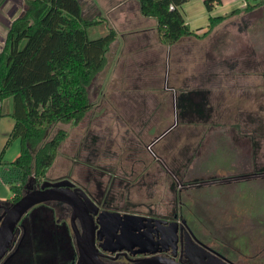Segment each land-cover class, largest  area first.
Segmentation results:
<instances>
[{
    "label": "rangeland",
    "instance_id": "374dc122",
    "mask_svg": "<svg viewBox=\"0 0 264 264\" xmlns=\"http://www.w3.org/2000/svg\"><path fill=\"white\" fill-rule=\"evenodd\" d=\"M80 1H83V12L86 17H96L101 20L87 29L89 38L107 33L110 27L120 32L125 27H133L141 21L137 16H143L142 20L145 23L152 22V17H145L140 13L137 0H130L132 4L129 7L134 8L135 5L136 12L132 11L133 16L124 21L116 19L117 13L122 10L123 6L117 5L112 0ZM225 1L233 6L239 0ZM254 1L250 2L254 3ZM4 3L3 12L0 13L2 23L8 22V18L11 20L12 16L19 15L25 8L24 0H5ZM262 14L259 7L250 9L246 13H237L232 19L235 21L230 20L229 23L227 20L222 21L212 33L204 38L182 39L178 51L175 46L171 50L164 48L161 51L163 62L161 68L157 66L156 53L153 56H147L145 51L140 52L138 58L132 57L131 60L137 61L138 65L130 63L128 56L127 60L118 66L122 67V70L116 69L118 76L111 75L108 63L90 87V96L94 104L83 119L75 125L56 123L51 127L49 134L57 128H63L68 135L59 145L57 155L42 180L56 182L65 177L69 178L108 207L112 205L124 210L149 208L150 205H157L159 208L162 205L164 210L176 204L177 199H183L182 204L177 203L182 206L178 208L184 210L183 214L187 217L192 229L198 234L207 233L206 236H218V233L222 232L221 229H228L223 225L227 219L234 223V234L237 232L239 221L244 228V221H247L246 217H249V212L251 210L254 212L259 207L254 188L247 189L244 184L236 183L233 178L231 185L235 189L232 191H235V194L233 193L232 196L238 199V203L233 201V197L223 193L225 186H229L227 184L218 185V182H215L211 186L204 184L191 188L189 185L182 184L184 180L189 181L201 177V172L208 174L209 177L221 178L226 171H233L237 163L234 152L219 151V141L220 138H224V131H204L199 127L189 128L187 121L180 116L181 111L179 110L176 114L175 93L169 85L172 79V62L176 61L177 56L180 63L179 74L181 78L187 76L185 73L187 64L184 61L187 56V44L191 47L189 58L193 61L192 66L189 64L190 85L195 87L199 83L206 82L204 77H208L211 72L217 74L216 76L221 75V83L224 84L222 77L228 69L224 63L225 59L233 60L232 65H234L238 56L248 53L250 56L254 50L253 47L256 48L252 33L247 42V37L238 33L240 16L245 19V23L254 27L261 22ZM222 27L227 28L229 33H224ZM5 32L6 27L0 23L1 35ZM142 33L145 32L137 31L136 34ZM149 37L152 38L148 40V43L156 42L154 33ZM138 39H145V36L139 35L135 41ZM216 39H220L221 42L214 44ZM108 56L110 60V51ZM207 58L210 59L207 63L214 65V68L204 66ZM158 60L160 61L161 58L159 57ZM234 69L232 67L230 72L237 73ZM212 79L214 78L207 83H211ZM214 82L217 83L218 79L213 80L212 84ZM214 94L212 98L220 109L223 107L220 105H223L224 97L218 96H221L222 92L218 95L217 91H214ZM8 101H11L10 97L6 98L4 105ZM243 102V99H239L238 103L236 100H231V106L235 107ZM219 112L221 113L217 110V114ZM1 117L0 151L8 135V133L4 135L7 119L13 121L6 114ZM19 146L18 139L9 143L4 151L6 153L4 159L13 160L19 153ZM187 150L188 152L185 153ZM214 150L218 152L211 153L207 158L208 154ZM188 154H193V158L191 156L189 161ZM177 165L179 176L176 170ZM236 192H242V194L237 196ZM12 195L13 192L9 185L0 183V199H9ZM229 202V206L225 208ZM183 204H187V207ZM203 208H208L205 215ZM246 211L247 214H244ZM196 214L203 219V224L207 229L194 220ZM218 224L222 228H217ZM244 233H250V230ZM256 238L255 235L236 234L234 240L238 241L236 245L240 248V246L246 247L254 243ZM242 252L244 260L252 256V254H246L244 250ZM253 259H247L245 263H253Z\"/></svg>",
    "mask_w": 264,
    "mask_h": 264
},
{
    "label": "trees",
    "instance_id": "16d2710c",
    "mask_svg": "<svg viewBox=\"0 0 264 264\" xmlns=\"http://www.w3.org/2000/svg\"><path fill=\"white\" fill-rule=\"evenodd\" d=\"M142 15L153 17L162 43L182 37H206L217 25L245 7L225 15H209L201 34L190 29L180 7L188 0H137ZM25 8L10 20L0 48V103L11 98L13 125L0 151V183L18 198L30 177L39 182L51 167L68 133L56 123H79L93 106L90 87L108 63L116 32L89 38L87 29L101 20L86 17L80 0H24ZM264 0H259L263 3ZM211 11L220 0H202ZM172 6V7H170ZM1 113V112H0ZM19 140V153L3 159L5 148Z\"/></svg>",
    "mask_w": 264,
    "mask_h": 264
},
{
    "label": "flooded vegetation",
    "instance_id": "af4514ba",
    "mask_svg": "<svg viewBox=\"0 0 264 264\" xmlns=\"http://www.w3.org/2000/svg\"><path fill=\"white\" fill-rule=\"evenodd\" d=\"M258 2L259 0L254 1L253 4L256 6L253 8H261L263 12L261 22L254 27L249 26L240 16L241 21L237 23V31L247 37L246 42L249 35L253 34L256 48L253 47L250 56L249 53L242 54L238 56L234 65H226L227 73L234 67V71L240 77L247 78L251 75L255 79L252 109L245 107L247 99L242 97L244 102L237 113L236 129L223 132L224 142H228L229 145L224 146L221 144L223 142L220 143V151L235 153L237 165H234L233 171H226L221 178L209 177L208 174L201 172V177L184 180L182 184L191 188L215 182H218V185L223 183L229 185L225 186L223 193L231 195L235 194V191L232 192L235 189L230 183L235 178L236 183L244 184L247 189L254 188L257 194L258 210L254 212L251 210L248 216L255 220L258 218L264 220V2L259 4ZM244 3L242 9L246 5V2ZM248 11L241 10L239 13ZM69 180L74 183L72 188L79 187L82 191L84 201L82 207L87 212L81 210L78 215L74 214L70 205L56 200L31 206L14 224L7 250L0 257V264H134L141 259L152 257L158 259L160 264H264V244L247 258L249 260L254 258L253 263H245L247 259L244 260L243 254L239 258L232 257L219 236H206L207 233L204 235L202 232L198 234L192 229L183 214L184 210H180L177 204H172L170 208L164 210L162 205L161 208L150 205L149 208L142 207L137 210H124L112 205L108 207L81 185ZM43 183L44 179L39 182L31 179L21 195L26 190L41 187ZM241 194L242 192H236L237 196ZM18 198L14 199L13 194L9 199H0V228L8 210ZM235 201L238 202V199L235 198ZM101 210L127 212L146 217L150 225L143 231L146 232V238L140 237L146 242L140 240V243L120 250L112 249L119 244L117 242L110 243V251L101 247L102 238L100 239L98 233L97 219ZM244 214H247V211ZM104 216L102 213L101 217ZM91 218H94L91 222L94 226V247L92 246L94 251L90 250L82 257L76 247V240L81 236L83 227L90 224ZM201 226L207 229L206 225ZM261 229L264 230V225L256 226L255 230L260 232Z\"/></svg>",
    "mask_w": 264,
    "mask_h": 264
},
{
    "label": "crops",
    "instance_id": "0c3cea01",
    "mask_svg": "<svg viewBox=\"0 0 264 264\" xmlns=\"http://www.w3.org/2000/svg\"><path fill=\"white\" fill-rule=\"evenodd\" d=\"M3 0L0 1V13L1 11L3 12V5L5 4V0L2 2ZM114 1L117 5H122L123 7H125V9L123 7L121 11H119L117 13V20L118 19H122L123 21L126 18L132 17L133 16V12H136V6L134 5V8H130L129 5H131V1L130 0H112ZM221 3L219 5H215L214 8L211 11H207L202 3V0H188L185 3L182 4V6L180 7V12L183 16L184 21L189 25L190 29L194 30L196 33H202L207 29V25H208V17L209 15H225L228 14L231 10H233L234 8H241L244 5V2H246V0H239L238 3H236L235 5L231 6L230 3H226L225 0H220ZM83 2V1H82ZM133 11V12H132ZM138 18L141 19V21H139V24L134 25L133 27L130 28H124L121 32L119 30H117L114 27H110L113 28L116 32V36L114 38V41L110 44L109 49L107 51V58H108V62L110 64V73L111 75L116 74L117 75V71L116 69L119 68L122 70V67H118L119 65H122L123 62L125 60H127V57L129 56L128 59H132V57L138 58V55H140V52L145 51L147 56H153L156 53V57H157V61H158V67L161 68L163 66V62H162V56H161V51L164 50V48H166V50L168 48L172 47H176L177 51L179 49V43L182 41V39L184 38H191V36H185L182 37L178 42L171 44V45H166L164 43L161 42L158 31H157V23L156 20L152 17V22L150 23H145L142 20L143 16H137ZM148 17V16H145ZM236 16L231 15L230 17L226 18L225 20L228 21V23L233 22L235 20L234 19ZM8 18V17H7ZM13 18V16L11 17V19ZM9 21L8 22H4L2 23L0 21V23L6 27V30L10 24V18H8ZM227 23V24H228ZM221 24V23H220ZM219 26V25H217ZM216 26V27H217ZM221 27V26H220ZM223 28V27H222ZM150 29V30H149ZM222 30V29H221ZM137 31H143L145 33L142 34H136ZM213 31V30H212ZM212 31L210 33H212ZM224 33H229V30H227V28H223ZM120 32V33H119ZM154 33V35H156V42L153 43H148V40L152 37H149L150 35H152ZM209 33V34H210ZM208 34V35H209ZM5 35V34H4ZM4 35H1L0 33V48L1 45L3 43V39H4ZM139 35H144L145 39H138L137 41H135L136 37ZM207 35V36H208ZM131 38H134L131 40ZM195 38V37H194ZM216 43H220L221 40H215ZM214 41V42H215ZM133 42V43H132ZM187 56H186V77L185 78H181L180 74H179V61H178V56L176 57V61H173L172 64V79H171V85H169L172 89L174 94V105H175V109L176 110V114H178V111H181V118L186 120L187 125H189L188 127L191 128L193 127V129L199 127L204 131H229L230 129H236V118H237V113L239 111V108H242V104L239 103V105H235V107L231 106V100H236L238 103L239 99H243L244 97L247 99V103L245 102V107L248 106V108L252 109V98H253V94L255 93L254 87H255V79H253V77L251 75H249L247 78H242L240 77L237 73L235 72H225L224 76L222 77L224 80V84L221 83V75L220 76H216L217 74L211 72L208 74V77H204V79H206V82L204 81L203 83H199L197 84L195 87H193L192 85H190V81H191V77H190V65L192 66L191 62L192 59L189 58L190 54H191V47L189 46V44H187ZM216 46V45H215ZM110 51V60H109V56H108V52ZM129 54H135L134 56L129 55ZM161 58V60L159 61L158 58ZM138 60V59H137ZM207 61H210L209 58H207L204 61V66H208V67H213L214 65L211 66L207 63ZM233 60H227L225 59V64L226 65H232ZM107 63V64H108ZM130 63H133L134 65H138L137 61H133L131 60ZM190 64V65H189ZM206 64V65H205ZM184 66V65H183ZM190 69V70H189ZM120 71V70H119ZM118 71V73H119ZM184 71V70H182ZM211 71V70H210ZM118 76V75H117ZM112 77V76H111ZM117 78V77H116ZM116 78H114V80H117ZM212 79L213 80L218 79V82H214L212 84L211 83H207L210 82ZM111 79V78H110ZM120 83V82H118ZM111 84V81H110ZM222 84V86H221ZM220 90V91H219ZM217 91V94L219 95V92L221 94V96L218 97H224V102L223 106L219 109L218 105L215 104V100L212 98L215 96V94L213 95V92ZM243 97V98H242ZM216 98V97H215ZM6 99H4L1 103H0V125H1V120H2V115L6 114L8 117H10L8 115V112L11 110V101H8L5 105H4V101ZM214 100V101H213ZM217 110H220L221 113L219 112V114H217ZM221 114V115H220ZM186 116V118H185ZM11 118V117H10ZM220 119V121H218ZM225 119V120H224ZM222 120V121H221ZM224 120V121H223ZM13 125V121L11 119H7V122L5 124V126H7L4 129V135L7 134L11 127ZM233 139H235V137H233ZM225 138H220L219 143H221L224 146H228V142H224ZM221 147V145L219 146ZM220 151V150H219ZM187 151H185V153H187ZM213 152H218L217 151H212L210 153ZM183 153V154H185ZM5 152L3 155V159L5 156ZM181 154H182V150H181ZM187 159L188 161L190 160L191 156H193V154H188L187 155ZM176 170L178 171V176H179V169H178V165L176 167ZM233 180V179H232ZM208 185H212V184H208ZM231 185V183H230ZM220 190V189H218ZM233 194L229 195L230 197H233V201H235V196H232ZM183 199H177V203L182 204ZM232 202V201H230ZM230 202L228 203V205H225V208L227 206H229ZM176 203V204H177ZM178 207H182L179 206L177 204ZM183 206L187 207V204H183ZM208 212V208H203V214L205 215ZM196 221L198 222V224L200 225H204L203 224V219H200L201 217L196 214V216H194ZM247 221H244V228H242V223L241 221H239V225H238V229L237 232L234 234V223L229 221L228 219L226 221L223 222V220L221 219V221L223 222V225H225V228L228 229H221V234L218 233L220 236L219 238H222L224 241V244H226V250H228V252L231 253L232 257L235 258H239L240 255L243 254V250L244 252L247 254H252L255 251H257L259 246H262V244H264V230L261 229L260 232L256 229V226H262L264 225V220H261L260 218H258V220L253 219L251 217H246ZM225 223V224H224ZM236 225V223H235ZM205 226V225H204ZM217 228H222L221 225H216ZM248 230H250V233H244L247 232ZM236 234L237 235H255L257 236V238L254 240L255 242L252 244H249L248 246H240L237 247L236 243L238 242L236 239L234 240V238H236Z\"/></svg>",
    "mask_w": 264,
    "mask_h": 264
},
{
    "label": "water",
    "instance_id": "95a60500",
    "mask_svg": "<svg viewBox=\"0 0 264 264\" xmlns=\"http://www.w3.org/2000/svg\"><path fill=\"white\" fill-rule=\"evenodd\" d=\"M31 178L32 177H30L25 183V188L28 187ZM72 186H74V183L69 179L64 178L56 182L44 181L41 187L26 190L12 204L2 222L0 228V257H2L7 250V245L12 235V229L17 219L31 206L45 201L56 200L70 205L74 214L78 215L81 210L86 213L87 210L82 207L84 204L81 196L82 191L79 187L72 188ZM77 190H80V192ZM102 213L105 214L104 217H101ZM93 219L91 218L88 226L83 227L81 236L76 240V247L82 257L84 256V253L90 250L94 251V226L91 224ZM97 219L99 222L98 233L100 239L102 238V245L100 246L108 251H110L111 242L119 243L117 246L112 247L113 250H120L126 248V246L129 247L140 243V237L144 239L146 238V232L143 231L150 225L148 219L141 215L110 210H101ZM145 242L146 240L143 241V243ZM134 264H160V261L152 257L141 259Z\"/></svg>",
    "mask_w": 264,
    "mask_h": 264
},
{
    "label": "built area",
    "instance_id": "2783aa9c",
    "mask_svg": "<svg viewBox=\"0 0 264 264\" xmlns=\"http://www.w3.org/2000/svg\"><path fill=\"white\" fill-rule=\"evenodd\" d=\"M170 7H172V6H170Z\"/></svg>",
    "mask_w": 264,
    "mask_h": 264
}]
</instances>
